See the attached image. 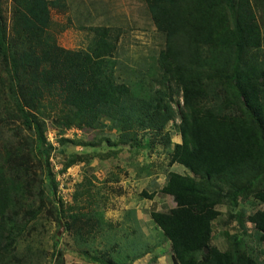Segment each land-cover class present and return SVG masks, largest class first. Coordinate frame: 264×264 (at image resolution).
<instances>
[{
	"label": "trees",
	"instance_id": "1",
	"mask_svg": "<svg viewBox=\"0 0 264 264\" xmlns=\"http://www.w3.org/2000/svg\"><path fill=\"white\" fill-rule=\"evenodd\" d=\"M144 1L162 41L149 68L128 82L117 75L121 28L81 24L89 44L67 48L56 33L72 21L59 24L52 9L66 12L68 0H0V264H34L32 246L19 245L43 219L84 246L104 210L83 204L93 195L91 179L66 205L52 155L64 152L67 169L92 161L66 152L68 144L106 141V151L95 150L103 158L127 145L153 146L156 138L144 144L140 131L159 137L171 148L170 164L185 167L169 171L161 188L176 205L151 211L174 264H264V250L250 240L264 243V0ZM47 120L59 127V146L47 140ZM172 122L181 142L172 140ZM73 127H110L117 137H68ZM216 222L226 234L219 243ZM122 242L81 252L97 264H133L153 248L142 239Z\"/></svg>",
	"mask_w": 264,
	"mask_h": 264
},
{
	"label": "rangeland",
	"instance_id": "2",
	"mask_svg": "<svg viewBox=\"0 0 264 264\" xmlns=\"http://www.w3.org/2000/svg\"><path fill=\"white\" fill-rule=\"evenodd\" d=\"M68 2L70 8L66 12L52 9L53 18L59 24L70 23L69 19L72 21L69 28L56 33L62 46L80 48L89 44L91 36L87 29L81 27V24L111 25L122 30L118 48L119 80L129 82L131 76L137 79L136 75H133L136 71L140 75L145 71V66L149 68L153 56L158 54L162 38L150 20L144 0H68ZM8 19H10V12H8ZM47 121L50 122L47 133L51 139H55L59 127L50 120ZM179 121L178 118L176 123ZM176 123L172 122L167 128L172 134V140L181 142V134ZM73 134L85 140L100 139L104 135L112 139L117 137V132L110 127L91 133L81 130ZM139 135L144 144L147 138L155 137L154 145L141 148L139 151L127 145L117 154L112 153L105 158L96 154L95 150L106 151L109 147L106 141L101 142L96 148L68 144L65 148L66 152L80 154L86 152L92 161L87 164L85 160H81V163L68 170L71 175L69 182L74 185H71L69 189L66 183L62 185L60 182L62 188L58 190V195L61 192L65 201L68 200L65 203L73 204L75 191L83 188L78 184H84L87 179H91L93 195H84L83 204L86 210L93 208L104 210L105 220L102 225L97 224L90 233L86 231L87 242L82 246L76 243L75 236L64 232L63 227L60 228L55 220L43 219L31 236L25 241L24 239L20 241L19 245L20 249L26 250L28 244L32 246L34 264H97L89 261V257L81 251L89 250L91 254L101 253L109 248L110 242L121 240L124 244L133 239L148 241L153 247L150 248L151 252L147 254L148 256L138 258L133 264H174L171 244L162 236L161 229L152 224L151 211L166 210L176 205L173 197L164 194L161 188L167 180L169 171L185 172V167L170 164L171 148L163 145L159 137L149 131H140ZM120 147L121 145L113 146L111 149H120ZM63 154L60 151L59 158L55 157V159L62 161ZM55 174L57 176V173ZM143 190L149 193L155 190L157 193L151 199L142 195ZM88 198L93 202L89 203ZM219 224L218 222L215 224L217 243L224 241L226 236L224 228ZM248 227L253 226L248 223ZM57 239L60 242L56 247ZM250 240L257 250H264V243L258 240V235L257 237L254 235Z\"/></svg>",
	"mask_w": 264,
	"mask_h": 264
},
{
	"label": "built area",
	"instance_id": "3",
	"mask_svg": "<svg viewBox=\"0 0 264 264\" xmlns=\"http://www.w3.org/2000/svg\"><path fill=\"white\" fill-rule=\"evenodd\" d=\"M82 129H79V128H75V127H73V128H69L68 130H67V132L65 133L68 137H74V136H76V135H74L73 133H75V132H79V131H81ZM83 131V130H82ZM72 133V134H71ZM56 134L58 135V132H56ZM71 134V135H70ZM56 138H57V136H56ZM56 138L55 139H51L52 141H53V143L57 146L58 145V142L56 141ZM53 163H54V169H55V171H56V173H57V179H58V181H59V183L60 182H62L61 184L62 185H64L65 183H66V187H68L69 189H71V185H74V184H70V182H69V180H70V174H69V171L68 170H70L72 167H69V168H67L66 170H64L63 169V166H62V164H60V163H58L55 159H53ZM75 166V165H74ZM61 185H60V189L59 190H61ZM60 194H61V192H60ZM63 199H64V201H65V197H64V195H63ZM65 202H68V200L67 201H65Z\"/></svg>",
	"mask_w": 264,
	"mask_h": 264
},
{
	"label": "clouds",
	"instance_id": "4",
	"mask_svg": "<svg viewBox=\"0 0 264 264\" xmlns=\"http://www.w3.org/2000/svg\"><path fill=\"white\" fill-rule=\"evenodd\" d=\"M47 130H49V125H48V129ZM46 135H47V140L51 143V144H53L54 146H56L54 143H53V141L50 139V137H49V135H48V133H47V131H46ZM56 141H57V138H56ZM58 142V141H57ZM57 146H59V142H58V145ZM61 156V155H60ZM55 157L56 158H59V156L58 155H52V162H53V159H55ZM58 163H60V164H62L61 163V161H59V160H57V159H55ZM79 163H81V162H78V163H75V164H73L72 166H74V165H76V164H79ZM62 166H63V169H64V165L62 164ZM72 166H70V167H72ZM69 168V167H68ZM53 169H54V167H53ZM64 170H66V169H64ZM54 171H55V169H54ZM55 173H56V171H55ZM67 205V204H66Z\"/></svg>",
	"mask_w": 264,
	"mask_h": 264
},
{
	"label": "crops",
	"instance_id": "5",
	"mask_svg": "<svg viewBox=\"0 0 264 264\" xmlns=\"http://www.w3.org/2000/svg\"><path fill=\"white\" fill-rule=\"evenodd\" d=\"M68 48V47H67Z\"/></svg>",
	"mask_w": 264,
	"mask_h": 264
}]
</instances>
